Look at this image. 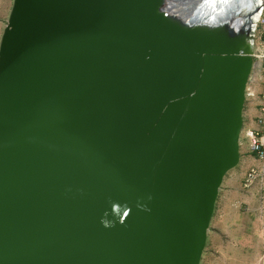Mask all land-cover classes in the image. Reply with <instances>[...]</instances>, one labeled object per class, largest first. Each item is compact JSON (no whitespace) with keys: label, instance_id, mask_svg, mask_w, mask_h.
<instances>
[{"label":"water","instance_id":"1","mask_svg":"<svg viewBox=\"0 0 264 264\" xmlns=\"http://www.w3.org/2000/svg\"><path fill=\"white\" fill-rule=\"evenodd\" d=\"M256 2L12 0L0 264H200L240 162Z\"/></svg>","mask_w":264,"mask_h":264},{"label":"rangeland","instance_id":"2","mask_svg":"<svg viewBox=\"0 0 264 264\" xmlns=\"http://www.w3.org/2000/svg\"><path fill=\"white\" fill-rule=\"evenodd\" d=\"M11 4L12 0H0V37ZM243 132L244 127L240 141L247 145ZM237 171V167L231 170L226 179ZM229 189L223 181L200 264H264V212L259 207V212L249 210L246 204L234 206L230 198H224L226 193L229 197Z\"/></svg>","mask_w":264,"mask_h":264},{"label":"built area","instance_id":"3","mask_svg":"<svg viewBox=\"0 0 264 264\" xmlns=\"http://www.w3.org/2000/svg\"><path fill=\"white\" fill-rule=\"evenodd\" d=\"M251 58L252 66L245 89V105L254 100H259L261 104L256 107L258 116L255 118V124L259 130L246 131L245 139L249 153L261 166L246 172L242 181V190L248 191L257 185L261 193V201H264V134L260 131L264 129V0L258 13ZM256 87L258 90L254 92L253 89ZM262 212H264V205L261 206Z\"/></svg>","mask_w":264,"mask_h":264},{"label":"crops","instance_id":"4","mask_svg":"<svg viewBox=\"0 0 264 264\" xmlns=\"http://www.w3.org/2000/svg\"><path fill=\"white\" fill-rule=\"evenodd\" d=\"M261 104L259 100H254L244 106L243 110V127L244 132L242 134V138L245 139V132L249 130H259L257 125L255 124V118L258 116L257 105ZM262 134H264V129L260 130ZM246 140V139H245ZM247 142V141H246ZM247 145H243V142L240 141V162L237 166L238 171L236 173H232L226 179H223L226 182V185L230 187L229 197L228 194L224 195V198H230L234 206L238 204H246L249 210L254 208V211L259 210L261 212V206L264 205V201H261V193L257 185H254L250 190L243 191L242 190V181L246 174V172L253 168H259L260 163L254 159V157L249 153L247 149ZM232 189V190H231Z\"/></svg>","mask_w":264,"mask_h":264},{"label":"bare ground","instance_id":"5","mask_svg":"<svg viewBox=\"0 0 264 264\" xmlns=\"http://www.w3.org/2000/svg\"><path fill=\"white\" fill-rule=\"evenodd\" d=\"M201 1H203V0H201ZM222 0H206V2H207V4L209 5V8L211 9V8H213L214 6H215V4L216 3H220ZM257 2L256 3H260V0H256ZM199 4V2L197 1L194 5H192L191 7H190V9L192 10V9H196L197 8V5ZM206 7V6H205ZM205 7H203V8H205ZM200 9L199 10V12H204V11H206V10H204V9ZM189 9V10H190ZM209 9V10H210ZM186 11H188V10H186ZM209 12V11H208ZM167 14V13H166ZM166 17H168V19H170V20H176L178 17H179V14L176 16L175 14L173 15V14H171V15H168L167 14V16ZM258 21V14L257 15H254L253 16V18H252V22H253V24H256V22ZM254 92H256V91H254Z\"/></svg>","mask_w":264,"mask_h":264}]
</instances>
